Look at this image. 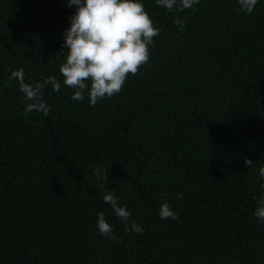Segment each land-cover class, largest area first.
Returning a JSON list of instances; mask_svg holds the SVG:
<instances>
[{
    "label": "trees",
    "instance_id": "16d2710c",
    "mask_svg": "<svg viewBox=\"0 0 264 264\" xmlns=\"http://www.w3.org/2000/svg\"><path fill=\"white\" fill-rule=\"evenodd\" d=\"M143 3L160 28L149 60L95 105L46 85L44 114L25 113L10 71L62 80L74 8L0 0V264H264L253 215L264 195V0L251 13L237 0L182 11ZM97 169L108 173L103 188ZM165 199L176 219L159 216ZM101 210L114 239L96 228ZM133 219L143 232L129 229Z\"/></svg>",
    "mask_w": 264,
    "mask_h": 264
},
{
    "label": "clouds",
    "instance_id": "9594fccd",
    "mask_svg": "<svg viewBox=\"0 0 264 264\" xmlns=\"http://www.w3.org/2000/svg\"><path fill=\"white\" fill-rule=\"evenodd\" d=\"M257 2L237 0L238 8L246 13H251ZM156 3L169 10L175 8L182 11L192 8L199 0H156ZM66 5L74 10L68 17V26L62 30L60 56L63 62L58 71L63 79L50 74L43 80L29 82L25 80L23 67L10 71L9 80L17 81L26 102L25 113L34 109L47 114L50 105L42 99L46 85H51L54 91H59L62 84L70 86L72 99L87 98L91 105H95L98 99L119 92L128 74L136 73L138 67L149 60L153 37L160 32L146 11L143 0H66ZM174 23L182 27L184 20L176 17ZM244 162L251 165L252 160L245 159ZM96 171L101 181L99 187L103 188L102 181L108 173H101L99 169ZM258 172L264 187V164ZM101 195L115 215L128 222L131 212L126 204H121L112 191ZM176 196L182 198L183 194L178 192ZM158 214L161 218L176 219L178 216L166 199L159 204ZM105 215L103 210L97 212L96 228L102 236L114 239L113 225ZM253 215L257 223H264V195L258 197ZM128 227L137 233L144 231L134 219Z\"/></svg>",
    "mask_w": 264,
    "mask_h": 264
}]
</instances>
